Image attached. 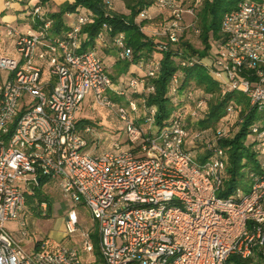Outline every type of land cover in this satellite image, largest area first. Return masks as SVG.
Segmentation results:
<instances>
[{
    "label": "built area",
    "instance_id": "built-area-1",
    "mask_svg": "<svg viewBox=\"0 0 264 264\" xmlns=\"http://www.w3.org/2000/svg\"><path fill=\"white\" fill-rule=\"evenodd\" d=\"M199 2L156 0L151 7L168 13L157 35L176 43L185 28L183 14L194 16ZM235 6L224 13L222 37L200 62L223 92H238L250 108L261 111L264 0H241ZM148 10L138 19H149ZM22 12L21 19L31 22L24 30L0 15V38L9 40L5 53L0 52V264H226L233 254L248 258L258 251L264 256V127L251 130L260 169L249 175L248 190L220 198L225 151L217 144L237 120L233 104L212 135L207 130L190 133L185 107L156 126L155 108L143 105L147 126L136 123L130 113L139 107L131 94L154 88L142 77L120 87L97 52L82 49L86 34L81 28L88 16L76 14L56 35L41 3L28 4ZM113 44L119 58H131L123 34L114 36ZM139 63L146 66V78L156 76V59ZM177 81L174 75L171 94ZM87 95L123 122L124 142L114 138L101 150L88 142L85 134L92 133V126L80 129L76 124ZM188 97L194 105L190 115L198 116L205 98ZM115 98H123L126 106ZM197 143L202 147L196 149ZM37 178L56 182L66 200L86 207L97 227L99 260L86 262L75 248L50 249L44 241L24 248L21 240L28 231L20 214L28 184L36 187ZM76 221L71 211L69 232ZM8 222H16V229H8ZM83 236L81 250L93 252L89 232Z\"/></svg>",
    "mask_w": 264,
    "mask_h": 264
},
{
    "label": "trees",
    "instance_id": "trees-1",
    "mask_svg": "<svg viewBox=\"0 0 264 264\" xmlns=\"http://www.w3.org/2000/svg\"><path fill=\"white\" fill-rule=\"evenodd\" d=\"M49 0H37L45 10L46 16L51 21L50 32L61 34L68 26L67 16L84 14L88 21L82 25L81 32L86 34L82 43V49L95 50L96 40L106 33L111 44L113 37L123 34L126 45L131 49L130 59L117 57V68L119 73H125L130 64H136L141 59L147 61L156 59L158 70L156 76L146 79V84L153 86L154 90L131 94L138 105H145L148 109L155 108L153 121L156 126H163L171 115L183 109L186 104H191L189 93L199 92L205 98V109L196 121L189 124L186 121V128L190 132L207 130L213 134L219 126L222 117L227 113L229 104L236 109L237 120L232 124V129L227 131L225 137L218 139L219 146L225 151V171L222 184L217 191V196L227 198L236 189L247 191L251 178L250 174L258 173L260 169V154L256 149L255 136L252 127H264V110L258 111L250 108L246 98L238 92H223L220 85L210 76L206 68L200 62L210 54L211 43L221 39V19L226 11L235 8L221 7L222 0H203L199 6L194 8L193 28L198 31L202 50H198L192 44L180 36L176 43H170L165 38L154 39L152 35L142 31V27L149 21L147 18L137 21L142 10L150 8L156 0H123L128 12H119L109 6V0H72L63 1L56 7V10H48L46 4ZM191 4L190 6H192ZM107 27L110 30H107ZM161 46H164L162 48ZM194 60V61H193ZM191 62L192 64H190ZM111 80L116 81L117 76L107 72ZM178 78L176 92L170 93L172 77ZM113 81V82H114ZM123 83V82H122ZM126 85L125 83L122 84ZM115 100H118L115 98ZM85 119H77V126L83 129L89 125ZM88 142H90L88 140ZM196 149L202 147L201 143L196 144ZM47 179L41 178L39 184L24 194L23 212H29L35 216H49L51 202L42 192L41 187ZM48 207L47 214H43L41 205ZM93 250L99 260L98 234H90ZM51 249V247H49ZM226 264H264V256L260 252H254L248 258H241L238 255H230Z\"/></svg>",
    "mask_w": 264,
    "mask_h": 264
},
{
    "label": "rangeland",
    "instance_id": "rangeland-1",
    "mask_svg": "<svg viewBox=\"0 0 264 264\" xmlns=\"http://www.w3.org/2000/svg\"><path fill=\"white\" fill-rule=\"evenodd\" d=\"M202 1L203 0H200L197 6H199ZM238 1L239 0H222L220 5L221 7H230L235 5ZM109 2H111V6L114 10H117L119 12H128V10L125 8L123 0H109ZM46 6L50 12L56 10L57 3L54 2L53 0H49ZM148 16H149V21L146 25L142 27V31L147 33L148 35L149 34L152 35L156 40L161 39L162 37L157 35V32L159 30L160 23L168 17V13L165 11H159L155 7H151V9L148 10ZM194 20H195L194 16L188 13L183 14L182 21L185 28L180 36H183L185 40H188L194 48L198 50H202L203 45L200 41L198 35L199 33L197 30L193 28ZM137 21L139 22L138 17H137ZM11 23L20 28L30 27L31 24V22L28 20H14ZM8 44H9L8 39L0 38V52L5 53V48L8 46ZM110 45L111 47H113L111 43H109V46ZM212 45L213 43L211 44L209 55H211L212 52L211 51ZM8 51L9 53L13 52V50L11 49H9ZM95 51L103 60L102 51H100L99 49H96ZM110 51H111L110 52L111 56L118 57L117 55L118 50L116 47H113ZM134 67H135L134 64H130L128 66V69L124 74V77L126 79L128 78L129 73H131L132 68ZM116 81H114V83H116ZM123 87L125 88L126 85H123ZM192 94L193 97H195L199 95V92H193ZM108 95H110V97L113 98L112 94L108 93ZM117 102L118 104H122L123 106H126V102L124 101L123 98L118 99ZM138 107H139L138 112L135 114L130 113V116L134 121H136V123L142 124L143 126L144 125L147 126L146 116H145L146 112L145 110H141L140 109L141 107L139 105ZM193 108H194L193 104L190 105L186 104L184 108L185 123L187 121L189 122V124H191L201 116L200 113L198 116L192 117L190 113L194 111ZM81 118L88 120L90 122L89 125L92 126V130H93L92 133H87L85 135L90 142L95 143L97 150H101L108 147V145L111 143V141L114 138H118L120 142H124L127 139L124 130V124L121 120L118 119V117L115 115L113 110L99 106L97 104L96 105L92 104V98L90 95H87L85 97V99L82 101L80 110L78 111L77 119H81ZM235 118L236 117L233 116L231 122H234ZM227 129L231 130L232 125H228ZM153 131L155 132L156 128H153ZM190 140H192L191 136L187 139V142ZM41 190L49 198L51 202L49 209V216L48 217L35 216L34 214L29 212H23L22 214H20V218L26 222V227L28 231L27 239L21 240V243L24 246V248L26 250H29L31 244L39 241H44L49 244V247H51V249L57 248L59 246H68L75 248V250H78V252L80 253L82 259H84V261L86 262L97 260L94 250L93 252H84L83 250H81L82 243L84 241L83 233L89 232V234H92L93 232H97L96 224L92 220L91 215L89 211L86 209V207H83L82 205L79 204L73 205L71 204L70 201L66 200L62 195L60 188L56 182L47 181L41 187ZM41 207L43 210L42 215L47 214L46 213L48 210L47 205H45V208H43L42 205ZM71 211H74L77 215L75 230L73 232H69L66 227V217ZM4 225L10 230H15L17 227L16 222H8Z\"/></svg>",
    "mask_w": 264,
    "mask_h": 264
},
{
    "label": "crops",
    "instance_id": "crops-1",
    "mask_svg": "<svg viewBox=\"0 0 264 264\" xmlns=\"http://www.w3.org/2000/svg\"><path fill=\"white\" fill-rule=\"evenodd\" d=\"M37 0H0V15L8 22H12L14 20H22V14L23 10L26 5L33 4ZM57 3V6L63 3V1H72V0H53ZM151 9V7L149 8ZM125 13V12H124ZM73 15L67 16V24L72 22ZM12 24V23H11ZM13 25V24H12ZM15 26V25H14ZM20 28V27H19ZM20 29H27V27L20 28ZM108 35L106 33L102 34L101 37H99L96 40L95 43V50L99 49L102 51L103 54V62H105L106 71L110 72L114 76H117L116 84L122 87L123 83H127V81L132 77H142L146 74V66H144L141 63H134L135 67L132 68L131 73H129L128 78L126 79L124 77V74L126 73H119V68H117V56L113 57L111 56V45L109 46L110 39H108ZM108 47V48H107ZM111 47V48H110ZM109 49V50H107ZM118 55V54H117ZM123 82V83H122ZM26 240V239H25ZM27 243V241H26ZM32 245V244H31Z\"/></svg>",
    "mask_w": 264,
    "mask_h": 264
},
{
    "label": "water",
    "instance_id": "water-1",
    "mask_svg": "<svg viewBox=\"0 0 264 264\" xmlns=\"http://www.w3.org/2000/svg\"><path fill=\"white\" fill-rule=\"evenodd\" d=\"M39 181H40V179L37 178V179H36V182L39 183ZM33 188H34L33 184H32V183H29V184H28V189H29V190H32Z\"/></svg>",
    "mask_w": 264,
    "mask_h": 264
}]
</instances>
